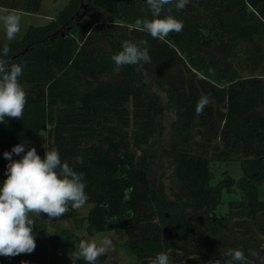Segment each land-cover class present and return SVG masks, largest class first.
<instances>
[{
    "label": "trees",
    "instance_id": "obj_1",
    "mask_svg": "<svg viewBox=\"0 0 264 264\" xmlns=\"http://www.w3.org/2000/svg\"><path fill=\"white\" fill-rule=\"evenodd\" d=\"M41 3L0 0V7L37 13ZM175 3L160 18L170 14L184 27L165 40L136 25L152 19L146 0H69L49 23L0 42V60L21 65L19 82L30 88L23 118L0 122V186L9 163L4 152L23 144L13 160L32 147L43 159L55 149L83 175L93 203L89 235L127 229L125 248L142 264L159 253L170 261L176 253L194 264H225L229 249L243 251L245 264H261L264 74L243 72L264 66V0H190L180 10ZM126 40L147 46L151 61L117 68L111 57ZM152 87L165 91L166 103ZM202 95L212 102L197 115ZM168 109L175 118L164 144ZM213 160H239L244 175L212 185ZM163 161L172 168L171 194L158 177ZM237 188L242 199L219 217L223 191ZM75 224L83 226L76 217ZM33 232L31 254L0 256V264H48L50 245L60 251L80 241L68 229L51 234L45 221H35Z\"/></svg>",
    "mask_w": 264,
    "mask_h": 264
},
{
    "label": "clouds",
    "instance_id": "obj_2",
    "mask_svg": "<svg viewBox=\"0 0 264 264\" xmlns=\"http://www.w3.org/2000/svg\"><path fill=\"white\" fill-rule=\"evenodd\" d=\"M189 2L176 0L175 7L183 9ZM146 3L152 19H138L136 25L139 30L160 40L183 30V22L174 16L169 14L160 18L164 6L172 4L173 0H146ZM20 21L21 17L15 13L0 14L7 40H14L20 33ZM3 52L7 55L9 48L5 46ZM111 59L117 68L151 61L147 46L141 49L127 40L122 43V50ZM21 75V65L8 66L0 60V122H4L6 117L23 118L27 93L19 82ZM211 102L208 95H202L196 105L197 115L203 114V109ZM24 152V145L17 144L11 152L3 153L9 163L7 178L0 186V256L31 254L36 248L33 232L36 218L45 214L49 220L58 219L70 210L82 208L88 201L83 175L74 171L67 162H62L57 150H46L42 159L32 147L19 160L12 159L13 153L20 155ZM77 161L82 163L79 157ZM112 246L113 241L107 237L99 241L81 239L69 258L73 264L77 259H82L85 264H97ZM251 254L258 255L256 252ZM226 255L229 259L225 264H245L244 252L239 249H229ZM152 264H171L170 257L159 253ZM261 264H264V258H261Z\"/></svg>",
    "mask_w": 264,
    "mask_h": 264
},
{
    "label": "rangeland",
    "instance_id": "obj_3",
    "mask_svg": "<svg viewBox=\"0 0 264 264\" xmlns=\"http://www.w3.org/2000/svg\"><path fill=\"white\" fill-rule=\"evenodd\" d=\"M69 0H42V6L40 11L37 13L33 12H25V11H17L12 9H6V8H0V14H4L5 12L8 13H15L21 17L20 26L21 31L17 35V37L14 39L21 38L26 30L32 26V25H45L49 23L56 15L59 13L61 9H63L67 4ZM87 15V12H84V14L80 17L81 23L85 20ZM14 40H7L3 24L0 23V42L9 43ZM264 66H261L259 68L255 69H245L243 72V75H249V74H264V71H262ZM264 70V69H263ZM28 94L30 92V88L27 86L23 87ZM153 90L160 95L163 102L166 103L167 101V95L165 91L159 90L156 87H152ZM164 123H165V135L163 137V143L167 144L170 141L171 137V123L175 118L174 110L168 109L164 113ZM50 128V127H49ZM210 168L213 172V176L211 179V184L216 185L219 183L222 179H224L227 176L234 177L236 179L242 177L244 175V169L239 160H233V161H211ZM171 166L169 162L163 161L162 165L158 172V177L162 180L163 184L166 186L167 191L169 194H171L170 186V173H171ZM259 189V199L261 201H264V183L258 184ZM243 197V192L241 189L237 188L233 191H227L224 190L222 193V200L218 208L216 209L217 215L219 217L223 216L228 210L230 206V202L233 200H240ZM93 203L87 202L82 208L78 210H70L65 215L61 216L60 218H53L49 220V218L45 214H41L40 218H36V221H45L49 225V232L53 235H58L60 232L68 229L71 232H76L77 235L81 239L86 240H101L105 237L110 238L113 241V246L111 249L107 252L105 256H102L97 261V264H142V261L138 259L137 256L129 253L125 248V242L127 239H129V233L127 229H120L115 228L110 231H103L99 232L95 235H89L87 232V220L86 216L89 214L90 209L92 208ZM75 217L77 222L80 224H83L82 228L79 230H76V224H75ZM146 221L150 223H157L158 220L155 217H148L146 215ZM158 228H162L160 224L156 226ZM154 227V228H156ZM79 243H74L70 246L63 247L60 251L49 246V263L48 264H73V261L69 258L70 253L74 252L76 250V247H78ZM172 260L175 264H194L193 261L190 259V257L179 255L174 253ZM171 261V262H172ZM75 264H85V262H78V259L76 260Z\"/></svg>",
    "mask_w": 264,
    "mask_h": 264
},
{
    "label": "crops",
    "instance_id": "obj_4",
    "mask_svg": "<svg viewBox=\"0 0 264 264\" xmlns=\"http://www.w3.org/2000/svg\"><path fill=\"white\" fill-rule=\"evenodd\" d=\"M1 8V7H0Z\"/></svg>",
    "mask_w": 264,
    "mask_h": 264
}]
</instances>
